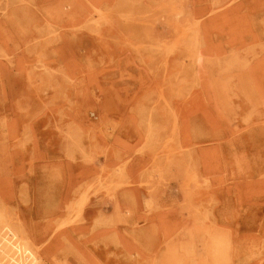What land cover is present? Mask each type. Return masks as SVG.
I'll return each instance as SVG.
<instances>
[{
  "label": "rangeland",
  "instance_id": "374dc122",
  "mask_svg": "<svg viewBox=\"0 0 264 264\" xmlns=\"http://www.w3.org/2000/svg\"><path fill=\"white\" fill-rule=\"evenodd\" d=\"M3 223L36 264H264V0H0Z\"/></svg>",
  "mask_w": 264,
  "mask_h": 264
},
{
  "label": "bare ground",
  "instance_id": "6f19581e",
  "mask_svg": "<svg viewBox=\"0 0 264 264\" xmlns=\"http://www.w3.org/2000/svg\"><path fill=\"white\" fill-rule=\"evenodd\" d=\"M7 225L0 227V264H36L38 258L17 240Z\"/></svg>",
  "mask_w": 264,
  "mask_h": 264
}]
</instances>
